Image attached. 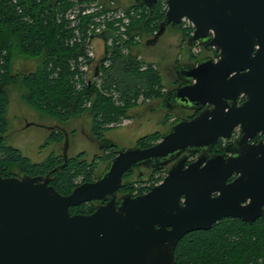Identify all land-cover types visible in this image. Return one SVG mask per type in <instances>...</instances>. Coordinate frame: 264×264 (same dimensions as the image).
<instances>
[{
	"label": "water",
	"instance_id": "95a60500",
	"mask_svg": "<svg viewBox=\"0 0 264 264\" xmlns=\"http://www.w3.org/2000/svg\"><path fill=\"white\" fill-rule=\"evenodd\" d=\"M134 2L151 12L158 0ZM165 2L151 43L185 19L193 27L187 46L217 53L216 61L177 66L185 82L160 101L166 111L199 113L171 122L150 147L108 146L115 156L102 173L66 196L49 184L54 171L0 176V264H175L176 245L188 233L208 231L224 218L251 225L263 215L264 140L250 141L264 133V0ZM96 37L106 53L109 33ZM236 129L227 158L209 155ZM200 149L186 165L182 154ZM140 168L167 172L146 194L117 198L123 174ZM232 174L237 177L227 183ZM89 202L100 204L93 213L69 212Z\"/></svg>",
	"mask_w": 264,
	"mask_h": 264
},
{
	"label": "trees",
	"instance_id": "16d2710c",
	"mask_svg": "<svg viewBox=\"0 0 264 264\" xmlns=\"http://www.w3.org/2000/svg\"><path fill=\"white\" fill-rule=\"evenodd\" d=\"M161 1L151 12L137 4L130 6L129 9L140 11V17L131 22L128 32L130 39L140 31L154 37L165 13ZM68 4L67 0H0V176L16 177L11 170L13 167L19 168L21 176L31 177L45 176L54 171L49 184L62 196L69 195L79 184L96 179L95 162L88 163L79 157L66 158L65 161L61 156H49L43 162L31 163L16 148L6 145L4 138L8 125L5 120L7 100L4 88L8 83L21 78L25 90L23 98L28 105L58 122L87 114L92 121L90 136L99 141L104 139V131L108 129L105 127L127 116L139 97L161 101L166 94L159 73L151 67L140 71L136 57L123 55L117 45L107 47L100 59L108 61L107 67L100 60L96 61L101 74L100 87L92 82L81 91H76L73 76L77 70H72L71 64L84 54V48L82 43L69 44L72 30L63 18ZM178 28L181 25L175 29ZM132 46V43L127 44L129 50ZM16 57L35 60L36 69L14 72L13 61ZM198 60L195 59L193 63ZM111 93L117 95L119 106L115 105ZM160 136L151 134L142 137L135 147H150L160 140ZM61 140L62 134L55 131L48 138L50 143H60ZM106 151L108 153L104 152L103 160L107 163L115 156V151L110 148ZM166 171L140 173L133 170L124 173L119 195L131 192L132 196L143 195L163 180ZM161 173H164L163 177L157 176ZM135 185L139 187L134 193ZM95 207L89 202L72 207L69 212L89 215L95 211ZM174 262L264 264V213L251 225L239 219L224 218L208 231L188 233L176 245Z\"/></svg>",
	"mask_w": 264,
	"mask_h": 264
},
{
	"label": "rangeland",
	"instance_id": "374dc122",
	"mask_svg": "<svg viewBox=\"0 0 264 264\" xmlns=\"http://www.w3.org/2000/svg\"><path fill=\"white\" fill-rule=\"evenodd\" d=\"M73 1L67 0L69 3L68 9L72 7ZM102 1L107 3L111 1L116 8L123 9H129L130 6L136 4L134 0ZM180 25L181 28L178 29L166 28L155 43H151L153 40L152 35L140 31V33L133 36L137 38V42L133 44L131 50L126 49L125 46H119L123 55L136 57V60L140 63V71L151 67L158 72L165 92L175 86L173 85V72L176 66L196 64L200 59L209 57L208 52L201 47L189 48L187 46V38L193 31L192 24L188 25L186 22H181ZM93 40L94 45H92L95 56L99 57L98 60H100L105 53L103 40L99 37H94ZM195 59L199 60L193 63ZM13 62V71L17 73L31 72L37 67V62L32 59L16 57ZM20 79L14 83H8L4 88L7 100L5 120L8 125L4 141L6 145L16 148L31 163L43 162L49 156L79 157L88 163L95 162L94 176H98L105 168L106 162L103 157L104 152L108 153L106 151L110 148L108 146L114 144L121 149L134 148L136 142L142 137L167 132L169 118L172 117L170 113L166 115L165 106L160 101L154 102L139 97L136 105L129 110L127 116L121 117L113 126L108 125L105 127L108 129L104 131V139L98 145L90 136L92 128L90 116L84 114L66 122H58L47 116L45 112L33 109L23 98L25 90ZM92 82L100 87V76ZM111 94L115 105L119 106L118 97H115L114 93ZM166 117L169 118L166 119ZM52 131L63 133L60 143H50L48 141ZM222 145L223 143L219 148ZM11 170L16 177L21 176L19 168L13 167ZM163 174L157 176L163 177ZM138 187V185H135L134 193L138 190ZM130 194H133V192Z\"/></svg>",
	"mask_w": 264,
	"mask_h": 264
},
{
	"label": "built area",
	"instance_id": "2783aa9c",
	"mask_svg": "<svg viewBox=\"0 0 264 264\" xmlns=\"http://www.w3.org/2000/svg\"><path fill=\"white\" fill-rule=\"evenodd\" d=\"M161 5L163 10L166 11L165 0L161 1ZM139 17V10L116 8L111 1L107 3L102 0H74L72 7L67 8L63 18L67 21L68 28L72 30V38L69 40V44L82 43L84 48V54L78 56L71 64L72 70H77L73 76V85L76 91H81L85 86L90 85L92 80L101 75L99 69L97 75H94L97 59L92 39L101 33L107 32L110 35L107 46H125L128 49V43L136 44L137 42V38H129L128 32L132 20ZM182 22L191 25L185 19ZM102 65L107 67L108 61L103 59ZM114 96L117 97L115 93ZM113 124L109 126H113Z\"/></svg>",
	"mask_w": 264,
	"mask_h": 264
},
{
	"label": "flooded vegetation",
	"instance_id": "af4514ba",
	"mask_svg": "<svg viewBox=\"0 0 264 264\" xmlns=\"http://www.w3.org/2000/svg\"><path fill=\"white\" fill-rule=\"evenodd\" d=\"M207 52H208V56L211 57V59L213 61L217 60V53L215 51L211 50V51H207ZM184 66H188V65H184ZM176 68H177V66H176ZM176 68L174 69V72H173V75H174V82H173L174 84L173 85H175V86L173 87V89H170L167 92H171L179 84H182L185 82L182 71H180L179 69H176ZM244 101H245V97L243 95L239 96V98L237 100L238 105H240ZM154 102H159V101H154ZM147 106L149 107V105H147ZM168 113L172 114V117L169 118V124H168V128H169V125L171 122H173L177 119L190 120V119L194 118L199 113V111L174 108L172 110L170 109L169 111H167L166 115H168ZM59 133L63 134L62 132H59ZM238 135H239V129H236L235 131H233L231 139H229V140L219 139L218 142H220V145H221V143H223L222 147L221 148L217 147V145H218V142H217V144L214 145V147L212 148V151L209 153V155H217V156H222L223 158H227L229 156V153L226 152L225 148L227 145L234 142V140L238 137ZM93 140H95V139H93ZM260 140H264V133L257 135L253 140L250 141V143H257ZM101 141L95 140L96 144H98V145L100 144ZM134 148H136V147H134ZM110 149H112L114 151V148H110ZM201 152H202V149H200L199 151H197L194 154H187V153L182 154V155L187 156L186 165H188L191 162L196 161L197 158L199 157V155L201 154ZM136 170L140 171V173H142L143 171L149 172V170L144 169V168H140V169H136ZM236 177H237L236 174H232V176L230 178H228L227 183L232 182ZM96 178H97V176H96ZM146 193H144V194H146ZM120 196H122V195H119V192H118L117 198H119ZM135 196H138V195H135ZM135 196H133V197H135ZM93 204L96 206L95 209L100 205V204H95V203H93ZM103 204H105V203H103Z\"/></svg>",
	"mask_w": 264,
	"mask_h": 264
},
{
	"label": "crops",
	"instance_id": "0c3cea01",
	"mask_svg": "<svg viewBox=\"0 0 264 264\" xmlns=\"http://www.w3.org/2000/svg\"><path fill=\"white\" fill-rule=\"evenodd\" d=\"M93 39H92V44H93ZM94 45V44H93ZM103 48H104V41H103ZM96 59L98 60L99 59V57H96Z\"/></svg>",
	"mask_w": 264,
	"mask_h": 264
}]
</instances>
